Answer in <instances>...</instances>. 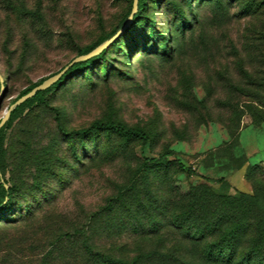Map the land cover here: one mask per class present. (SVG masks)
I'll use <instances>...</instances> for the list:
<instances>
[{
    "label": "rangeland",
    "instance_id": "1",
    "mask_svg": "<svg viewBox=\"0 0 264 264\" xmlns=\"http://www.w3.org/2000/svg\"><path fill=\"white\" fill-rule=\"evenodd\" d=\"M131 3L0 0V119L79 48L128 29L103 61L12 121L1 169L15 192L0 215V264H117L100 254L222 264L206 260L210 237L174 225L185 195L204 186L264 197V0H145L134 21ZM94 121L140 128L149 140L63 133ZM166 150L168 165L135 176ZM249 165L257 169L247 177ZM254 242L250 234L230 264L246 263ZM258 249L250 264H264Z\"/></svg>",
    "mask_w": 264,
    "mask_h": 264
},
{
    "label": "trees",
    "instance_id": "2",
    "mask_svg": "<svg viewBox=\"0 0 264 264\" xmlns=\"http://www.w3.org/2000/svg\"><path fill=\"white\" fill-rule=\"evenodd\" d=\"M132 5L133 0L130 10H132ZM144 9L145 0H137V9L132 17V20L134 21ZM127 31L128 29L125 28L124 33H127ZM115 33L116 30L114 29L105 39L98 40L92 45L79 48L78 56L89 53ZM121 36L117 37L106 49H103L96 55L84 60L73 62L71 64L70 60L61 68L63 69L65 66H67L59 79H57L47 88L36 91L32 97L15 106L11 110L8 119L2 126H0V215L3 214L11 204L15 192V188L12 185H8L1 169L2 158L5 152V139L12 121L25 108L31 106L35 102L45 103L44 97L48 93L58 89L70 79L83 74L85 71L90 70L95 64L103 61L108 49L114 46ZM43 80L44 79L23 89L12 103H14L22 95L28 93L32 88L42 83ZM1 86L2 83L0 82V88ZM100 131L115 133L120 136L140 140L143 143H146L149 140L147 133L142 129L137 127H128L125 124L113 121H94L87 127L63 133L69 136L80 137ZM171 155L172 152L166 150L156 156L145 157L140 166L135 171V176L142 173L148 167H162L164 165H168L170 161L168 158ZM177 166L181 171L187 174H194V171L190 166H185L179 161L177 162ZM256 169V165H249L246 169L245 175L248 177V174L252 173L253 171L255 172ZM217 180L222 182L226 179L225 176H220ZM125 189L128 190L129 188L122 187L120 193H122V191ZM185 196L188 197L184 206V211H182L181 216H178L179 218L177 217L175 219L174 225L177 228L185 227L186 232H190L194 236H199L201 238H211V240H209L206 245L205 257L207 261L230 264L234 261V257L236 256L244 240L250 234L254 235L259 242H254L251 244V248L249 250L251 252H248V257H246L247 261L244 264H250V260L252 259L254 253L259 250L258 247L260 249L264 248V242H262L264 240V197L258 192H254L252 194L240 193L238 196H227L215 194L209 188L203 186L200 195L196 196L194 193L192 194L191 192H187ZM89 251L92 250L89 248ZM99 256L102 259L113 261L117 264H124V262L109 259V257L102 254Z\"/></svg>",
    "mask_w": 264,
    "mask_h": 264
},
{
    "label": "water",
    "instance_id": "3",
    "mask_svg": "<svg viewBox=\"0 0 264 264\" xmlns=\"http://www.w3.org/2000/svg\"><path fill=\"white\" fill-rule=\"evenodd\" d=\"M136 9H137V0H133L132 11H131V13L129 15V20H131V18L133 17V14L136 12ZM123 29L124 28H121L120 30H118L113 36H111L109 39H107L104 42H102L100 45H98L96 48H94L89 53L84 54V55H79V56L73 58L71 60L70 64L73 63V62L79 61V60L87 59V58H89V57H91L93 55L98 54L103 49H106L117 37H119V35L122 33ZM66 68H67V66H65L63 69H61L60 71L56 72L55 74L49 76L48 78H46L45 80H43L42 83H40L39 85L35 86L28 93L22 95L14 103H12L6 109V111L4 112L3 117L0 119V126H2L4 124V122L8 119L11 110L15 106H17L21 102L25 101L26 99L32 97L36 93V91L45 89L48 86H50L51 84H53L57 79H59V77L62 75V73L64 72V70ZM0 82L2 83V86L0 88V102H1V100H2V92H3V89H4V85H3V82H2L1 76H0Z\"/></svg>",
    "mask_w": 264,
    "mask_h": 264
}]
</instances>
